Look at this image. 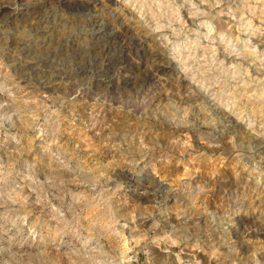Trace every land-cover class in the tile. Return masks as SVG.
Returning <instances> with one entry per match:
<instances>
[{
	"label": "rangeland",
	"instance_id": "1",
	"mask_svg": "<svg viewBox=\"0 0 264 264\" xmlns=\"http://www.w3.org/2000/svg\"><path fill=\"white\" fill-rule=\"evenodd\" d=\"M0 264H264V0H0Z\"/></svg>",
	"mask_w": 264,
	"mask_h": 264
},
{
	"label": "bare ground",
	"instance_id": "2",
	"mask_svg": "<svg viewBox=\"0 0 264 264\" xmlns=\"http://www.w3.org/2000/svg\"><path fill=\"white\" fill-rule=\"evenodd\" d=\"M116 39V38H115Z\"/></svg>",
	"mask_w": 264,
	"mask_h": 264
}]
</instances>
